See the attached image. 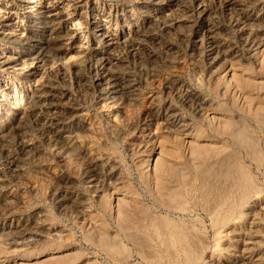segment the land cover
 <instances>
[{
  "label": "rangeland",
  "instance_id": "obj_1",
  "mask_svg": "<svg viewBox=\"0 0 264 264\" xmlns=\"http://www.w3.org/2000/svg\"><path fill=\"white\" fill-rule=\"evenodd\" d=\"M65 1L67 10L71 11H66L68 14L61 17L63 34L60 32V40L54 42L44 27L37 31L39 33L33 34L31 47L30 45L24 47L15 39L0 40V45H3L0 46V54L9 55L23 51L21 62L25 64L21 63L18 69H12V71L0 68V170L4 178H9L11 170L16 169V163L22 162L21 155L24 152L22 145L25 141H30L32 144L29 155L39 151V147L45 150L43 160L49 157L52 149L54 151L65 148L66 137H69L66 135L76 126V129H80V126L76 124V117L73 118L70 112L86 114L87 111V115L83 114L84 119H87L84 120L83 126L89 120L93 123L99 120L97 102L101 97L108 103L111 100L102 96L106 89H95L90 86L89 80L96 73L104 74L106 53H110L113 54L112 65L119 78L136 82V100L134 103L128 102L124 95L119 100L129 115L126 125L112 126L110 124L109 128L104 124L101 126L100 133L95 131V134H92L96 138L99 136L115 148V155L112 154L109 157V163L119 167L121 182L113 184L101 182L104 184L101 186V191L94 193L85 183L84 176L94 173L92 162L86 159L81 165L79 177L69 170L64 173V177L70 179V184L75 185L76 188L67 189L62 187L63 182L61 183V180L57 179L52 172L53 168L59 169L60 172L57 162L49 159L42 161L38 157L32 158L29 163L27 162V171L19 175L15 173L19 181H11L14 188L19 184L20 187H24L26 199L33 203L32 206L29 210L16 207L8 217L0 214V264H146L142 258H139L141 256L136 253L132 245L125 241L124 230L128 232L136 227L146 226L159 214H169L165 208L169 197L176 190H180L176 192L184 193L183 186L188 185L187 182L191 180L196 166L222 150L221 146L226 141L224 137L227 131L234 127L224 114L250 117L264 112V36L248 34L249 30L243 31L244 15L236 7H232L229 12L222 8L225 0H181L180 3L178 0H162L163 4L160 5L165 7L160 5L154 7L138 3V1L136 3L134 0ZM203 6H206L208 11L211 10L212 14L205 13ZM176 8L179 10L177 11ZM259 8L258 13L264 24V0L260 1ZM165 10L168 13L171 11L169 17L159 16L158 13L165 14L163 13ZM3 11L0 12V17L3 16ZM153 12L157 13V18L154 17ZM19 16V14L16 15L15 21H23L22 24H24L25 19ZM215 16L216 18H213ZM164 19L171 20L174 24L167 26L168 23H163ZM231 20L236 28L235 32L233 31L234 34L227 36L243 59L240 57L235 61L225 56L218 62L216 68L211 67L207 62L209 59L200 56L201 49L196 48L198 44L195 41L200 36L208 46L209 27L207 25L209 26L212 22L221 27L226 24L230 26ZM134 39L141 42L138 50L128 45ZM112 41L114 43H111ZM33 45L37 49L32 50ZM47 47L50 51L49 56L44 57L43 54L40 56V53H37L40 48ZM106 77L108 81L112 78L109 74ZM179 79L182 82H177ZM181 86L182 88L185 86L184 89L197 91L199 100L194 98L193 101L191 97L179 93ZM36 87H40L41 93L44 94L39 104L46 111L47 117L42 121L34 114L28 113V105L34 98ZM120 93H118L119 96H121ZM67 103L72 104L70 109ZM55 105L60 107L55 108ZM81 107L83 110H80ZM57 109L67 112L62 123L56 119L52 120L55 112L58 113ZM166 118L173 127L163 131L160 125L166 121ZM47 122L53 123L51 128L45 124ZM19 123L21 127L17 128ZM148 126L151 127L148 128ZM184 128L189 129L186 131ZM263 169L264 163L260 168L262 172L258 173L264 188ZM101 174L105 176V169L101 170ZM187 178L190 179L186 181ZM41 183L45 185L44 188H41ZM167 187H170L169 190ZM71 191L77 196L80 195L83 202L79 206L75 204L73 206L71 203L73 207L70 205L68 211H65L64 205L67 204L66 200ZM163 198L168 199L165 201L166 199ZM48 213H51V216ZM174 214L181 216L173 213L171 217H176ZM43 215L44 217L48 215L49 218L39 223V235L28 234L13 240L8 239L3 233V227L10 223V219L14 222L18 217L26 216L31 221H35L41 219ZM151 215L154 218L148 220ZM187 217L201 222L200 225L203 226L207 236L212 237L210 220L203 211L199 212L197 209ZM118 237L120 242L117 240ZM117 242L128 246L130 257L121 261L113 260L115 257L109 255L107 245L115 244L116 246ZM210 258L207 255L204 262L198 264H208L209 260L211 261Z\"/></svg>",
  "mask_w": 264,
  "mask_h": 264
},
{
  "label": "bare ground",
  "instance_id": "obj_2",
  "mask_svg": "<svg viewBox=\"0 0 264 264\" xmlns=\"http://www.w3.org/2000/svg\"><path fill=\"white\" fill-rule=\"evenodd\" d=\"M64 1L65 0H0V12L2 10H4L3 11L4 13L2 12L3 16L0 17V40H5V41L7 40L8 41V40H12V39L14 40L15 39V40L20 41V43H22V45L24 47L29 46V45L31 47L32 44H30V43H31V39L34 38V37L32 38L33 34L37 31H40V29L42 27H44L47 30L46 32H48L50 38H52V40H54V42L57 40H60V32H61V29L63 27V26L61 27V17H63V15L66 16L68 14V13L66 14V11L70 10V9L67 10L68 6H67V4L64 3ZM134 1L135 2L138 1V3L140 2L143 4L153 5L154 7L158 6L160 4H163L161 2L162 0H134ZM178 1H179L178 3H180L181 0H178ZM260 1L261 0H225L224 6H222V8H224L228 12L232 9V7H234V8L236 7V9L241 10V13L244 15L243 21H242V30L243 31L249 30L248 34H250V33L254 34V35L260 34V35L264 36V24L262 22L263 19L260 18V15L258 13L260 10V8H259ZM34 3H37V4L35 5ZM68 5H69V3H68ZM218 5H220V4H218ZM35 6H37V7H35ZM70 6H72V4ZM161 6L165 7L164 5H160V7ZM173 6H174V4H173ZM93 8H94V6H93ZM94 9H96V8H94ZM202 9H203V11H205V13H207V14L209 13V15L212 14L211 10L208 11V8L206 6L205 7L203 6ZM148 10L150 12V9H148ZM176 10H177V8H176ZM233 10H232V12H233ZM154 11H156V9ZM170 12L168 13L167 10H165L163 12L165 14H162V13L161 14L158 13V14L161 17L165 16L167 18V17H169ZM153 13H154V17L157 18V13H155V12H153ZM17 14L20 15L19 17H22L25 19L24 20L26 22V24L24 22L25 26H24V24H22L23 21H21V22L15 21V17ZM178 14H179V12H178ZM180 15H181V13H180ZM188 16H190V15H188ZM227 17H229V16H227ZM213 18H216V16ZM175 21H176V19H175ZM218 21H216V22H218ZM146 23H148V22H146ZM152 23H153V21H152ZM163 23L164 24L168 23L167 26H171L174 24L171 22V20H168V19H164ZM156 24H157V22H156ZM26 25H27V28H26ZM28 25H29V27H28ZM234 26L235 25L233 24V20H231L230 26L228 24H226V25H224V27L217 26L216 24H212V22H211L209 26L207 25V27H209V30H208L209 35H207L208 38L207 37L206 38H207L209 45L207 46L205 44V41H203V38H201L200 36L195 41L196 44H198V46H196V48L198 47L201 49L200 50L201 51L200 56H202L203 58H208L209 61L207 60V62H209L211 67L216 68V66L218 65V62L225 56H226L225 58H228V56H229V57L233 58L235 61L241 57V54L239 53V51L236 49L235 46H233V44L228 39V36H230V34L232 35L234 29L236 28ZM98 27H100V26H98ZM94 28H96V27L94 26ZM156 28L158 29V27H156ZM166 29H168V28H166ZM168 30H170V29H168ZM173 30H175V29H173ZM173 30H171V31L173 32ZM24 32H26V33H24ZM148 32H150V31H148ZM155 32H156V29H155ZM37 33H39V32H37ZM68 33H69V31H68ZM176 33L175 34L172 33V34L176 35ZM178 33H180V32H178ZM19 34H22V35H19ZM245 34H247V33H245ZM242 35H243V33H242ZM166 36H167V34H166ZM111 37H113V36H111ZM143 38H144V36H143ZM117 39H119V38H117ZM157 40H160V39H157ZM180 40H181V38H180ZM247 41L250 42L249 39H247ZM111 43H114V42L112 41ZM128 45L132 46V48L134 50H138L141 46V42L135 41V39H134ZM160 45H162V44H160ZM0 46H3V45H0ZM34 49H37V48H35L33 45L32 50H34ZM50 49H51V47H50ZM6 52H7V50H6ZM37 53H40V56H41V54H43L45 57V56H49L50 51L48 50V47L47 48H40L39 50H37ZM148 53H150V52H148ZM22 54H23V51L14 52L13 54H9V55L4 54V53L0 54V68H2L4 70H11V71H12V69H14V70L18 69L17 68L18 65H21V63H22L21 62L22 61ZM112 55L110 53H106V58L104 57L106 60V62H105L106 64L104 63L105 64L104 66L105 67L107 66V68H105V67L103 68L104 74L103 73L102 74L96 73L89 80L90 86L95 87V89H97V88H99L100 90L106 89V92L104 94H102V96L104 95L105 97L110 98V100H111V102L108 103L107 101H105V99H103L101 97V99L97 102L98 105L96 104V106H97V110L99 109V120L97 119V121L94 122L97 125L95 126L93 121L89 120L87 123H85V126H83L84 122H85L84 120H87V119H84V115H87V111H86V114L83 113L84 115L80 112H70L72 114L73 118L76 117L75 118L76 124L78 126H80V129H76V127H77L76 126L74 130H72L69 134L66 135L69 137H66L67 139H66L65 148L60 147L61 149H58V150L56 149L54 151L52 149L51 153L49 154V157H45V159L43 160V157H44L43 155L46 153L45 150L44 149L42 150L39 147L40 150L37 151L35 154H31L32 155L31 156V155H29V153H30L29 149H31L32 144L30 143V141L29 142L25 141L24 145H22V150H24V152L21 155L22 162L16 163V165H15L16 169H13L14 171L11 170V173L9 174L10 179L4 178L3 177L4 174H2V172L0 170V187H2V189L0 190V214L2 216L8 217L10 215V212L16 207H19V208L23 207L24 210H29L30 207L32 206L33 203H31L29 201V199H26V196L24 194V189H23L24 187L23 188L20 187L21 185L19 184L18 187L14 188V186H13L14 184H12L11 181H13V180L17 181L18 180V177L15 175V173H17L19 175L21 172L27 171V168H28L27 162L29 163V161L34 157H38L42 161L49 159V160L57 162L60 166V172H59V169H56V168H53L52 172L57 179L61 180V183L63 182L62 187L67 188V189H76V188H75V185L70 184V182H69L70 179H68L66 176H65L66 178L64 177V173L69 170V171L74 172V174L79 177L81 174L80 173L81 165L83 164L84 161H86V159H88L89 161L92 162L94 173L87 175V177L84 176V178H86L85 183L88 185V187L94 193L95 192L99 193V191H101V186L104 185V184H102L103 182L109 183V184L121 182V180H120L121 176L119 174V167L117 165H115L114 163H112V164L109 163V157L112 154H114L115 148L113 147L112 144H110V143L106 142L105 140H102L101 138H99V136H98V138H96L92 134V133L95 134V131H96V133H100L101 132V126L104 124L109 126V128H110V124L112 126H114V125H119V126L120 125L121 126L126 125L129 121V118H128L129 115H128V112L125 109L124 105L119 100L122 99L123 95H124V97H126L125 99H127L128 102L134 103L136 100V94H137L136 89H135L136 82H134L132 80L124 81V80H121L119 78L118 73L116 72L115 68L112 65V63H113ZM104 56H105V54H104ZM132 60H133V58H132ZM143 62L145 63V61H143ZM234 64H236V63H234ZM23 65H25V64H23ZM98 72H100V70ZM108 74L110 77H112L109 79L110 81L106 80L107 79L106 76ZM125 78H126V76H125ZM1 79H2V77H1ZM177 82H182V81L179 79ZM116 83H118L119 86ZM177 86H178V84H177ZM178 87L176 89H178ZM184 88H185V86H184ZM184 88H182V86H181L179 88V91H180L179 93H182L183 96L191 97L192 100L194 98H196L197 101L199 100L197 98V94H196L197 91L194 92L188 88L187 89H184ZM46 91H47V89H46ZM184 91H185V95H184ZM119 92H121L120 93L121 96H119V94H118ZM46 93H48V91ZM138 95H140V94H138ZM29 96H30V94H29ZM43 96H44V94L41 93V88L36 87L34 90L33 100H31L30 103L28 102L29 105L27 104L29 107L28 113H32V115L34 114L35 116H37V118L41 119V121L46 120L45 118L47 117L46 111L39 104L41 102V100L43 99ZM66 102H67V100H66ZM43 103H44V100H43ZM67 105H68L67 107L69 109L72 107L71 106L72 104L69 105L67 103ZM58 107H60V106H56L55 108H58ZM61 109H59V110H61ZM53 110H55V109H53ZM80 110H83L82 107ZM57 112L58 113L55 112V114L52 116V120L56 119L62 123L64 120L63 117L66 118L65 113H67V112L64 113L63 111H58V109H57ZM22 113H23V111H22ZM59 114H60V116H59ZM129 114H131V113H129ZM170 114H171V112H170ZM224 115H226V119H228L234 127H232L229 131H227V133L224 137L226 141L224 143H222V146H221L222 150H220V153L212 156L211 158L205 159L200 163L197 162L199 164L193 170L194 173L192 175L189 174V176L191 175V177H192L191 180H189V182H187L188 185L184 184V186H183L184 187V189H183L184 193L176 192V191H180V190H176L175 193H173L171 196L169 195L170 196L169 199L163 198V199H166L165 201H167V199H168L167 205L165 204V201H163V200L162 201L164 202L165 206H167L165 208H167V211L169 212V214L167 212H166L167 213L166 215L159 214V216L156 218H154L151 215V218H148V220L153 219V218H154V220L151 221L146 226L136 227L133 230L128 231V232H126L124 230L125 241H127L129 244L132 245V247L134 248L136 253L139 254V256H141L139 258H142L146 264H198V263L204 262V259L206 258L207 255L209 257H211L210 258L211 261L209 260L210 264H264V188L262 186L261 180L258 177V173L261 171L260 168H261L262 164L264 163V112H262L258 115L250 116V117L240 115V114L233 115L230 113L224 114ZM18 116H20V115H18ZM130 116H132V115H130ZM164 118H165V116H164ZM24 119L26 120V118H24ZM165 120L166 121H164L160 125V128L163 131H166L169 128L173 127L171 125V122H168L167 118ZM130 123H132V121ZM151 123L153 124V122H151ZM45 124L47 126H49L50 128L53 125V123H51V122H49V123L47 122ZM146 124L149 125V123H146ZM19 127H21L20 123L17 125V128H19ZM150 127L148 126V128H150ZM189 127H190V125H189ZM177 128H180V127H177ZM191 128H193V127H191ZM184 130H186V129L184 128ZM192 133H193V131H192ZM190 136H191V134H190ZM196 138H197V136H196ZM203 139H204V137H203ZM61 140H62V138H61ZM63 141H65V140H63ZM217 141H216V143H217ZM221 142H223V140ZM216 143H214V144H216ZM51 148H52V146L50 147V149ZM50 155H51V158H50ZM15 159H16V157L14 158V160ZM103 169H105V171H106V174H105L106 177L103 174H101V170H103ZM188 179H190V178H187L186 181H188ZM71 183H73V182H71ZM10 184H12V185H10ZM44 187H45V185L43 183H41V188H44ZM178 187H180V186H178ZM169 188H168V190H169ZM178 189H180V188H178ZM75 194L72 191L69 193V196H68L69 198L66 200L67 204L64 205L65 211H68V207L71 205V203H72V205L75 204L78 206L80 204H82L83 201L81 200L82 198L79 197L80 195L77 196ZM153 198H155V197H153ZM117 200H118V197H117ZM72 205H71V207L75 206V205H73V206ZM161 206H162V204H161ZM60 208H61V206H60ZM74 208H77V207H74ZM156 209H157V206H156ZM197 209L199 210V212H200V210L203 211L206 214L207 218L210 220L211 230L213 231L212 232L213 235L211 238H209L207 236V233L204 230L203 226L200 225L201 222L199 223V221H197L194 218L192 219V217L191 218L187 217L188 215H190L192 212H194ZM173 213H178L181 216H176L174 214L176 217H171V215H173ZM44 215H43V217H41V219L39 218L35 221H31L30 219L26 218V216L25 217H18V218L16 217L17 219L14 222H11L12 219H10L11 220L10 223L7 222L8 224H6L3 227V233L6 234L8 239L10 238L13 240H18L23 235L26 236L28 234L31 236L37 235V234L39 235V233H38V228L40 226L39 223H41L42 221L45 222L46 220H48L49 216H51V213L50 214L48 213L49 216L47 215L44 217ZM10 218H12V217H10ZM245 219H246V221H244ZM130 222H131V220H130ZM142 223H144V222H142ZM208 223H209V221H208ZM243 223H245V224H243ZM0 229H1V227H0ZM122 232H123V230H122ZM119 238L120 237H118V239H117L118 241H119ZM120 240H122V239H120ZM117 244H118V242H117ZM122 244L119 243L116 246L114 244L115 247L112 246V244L111 245L109 244L112 247L107 245V247H109L108 248V251L110 253L109 255H112V257H115V258H113V260L119 259L121 261L122 259H125L129 256L130 251H129V248H127L128 246L126 247V244H124V243H122ZM102 248H105V247H102ZM130 249H131V247H130ZM105 252H107V251H105ZM41 253L43 255V252H41ZM209 262H208V264H209Z\"/></svg>",
  "mask_w": 264,
  "mask_h": 264
}]
</instances>
